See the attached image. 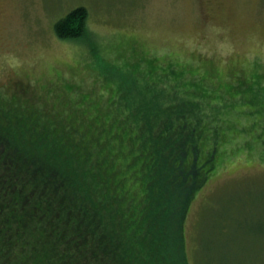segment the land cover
Instances as JSON below:
<instances>
[{
	"label": "rangeland",
	"instance_id": "obj_1",
	"mask_svg": "<svg viewBox=\"0 0 264 264\" xmlns=\"http://www.w3.org/2000/svg\"><path fill=\"white\" fill-rule=\"evenodd\" d=\"M77 7L87 10V35L58 39L54 23ZM171 66L183 83L203 79L196 87L218 105H183L165 89L176 83L173 74L147 92ZM109 81L144 100L131 114L153 129L155 178L172 186L179 171L172 188L180 197L168 212L181 219L176 238L188 264H264V0H0L1 106L64 114V125L91 114L109 120L108 87L116 88ZM198 129L204 143L196 142ZM173 160L175 172L166 169ZM144 176L146 183H134L124 175L123 184L139 198L141 215Z\"/></svg>",
	"mask_w": 264,
	"mask_h": 264
},
{
	"label": "trees",
	"instance_id": "obj_2",
	"mask_svg": "<svg viewBox=\"0 0 264 264\" xmlns=\"http://www.w3.org/2000/svg\"><path fill=\"white\" fill-rule=\"evenodd\" d=\"M87 14L84 7L69 11L54 23L55 36L83 40ZM174 68L148 83L147 92L166 84ZM174 73L176 83L165 86L169 95L186 107H201V100L218 105L208 103L196 87L203 79L183 83ZM109 82L116 85L108 87L113 90L109 120L91 114L85 122L70 118L64 125L59 123L64 114L50 117L17 102L0 105V189L14 191L0 194V264H188L183 242L176 238L181 219H170L168 212L180 197L172 188L181 182L179 171L170 178L172 186L155 178L157 168L152 171L148 159L155 151L149 141L153 129L131 114L144 100L127 97L121 82ZM197 132L196 142L204 143V130ZM120 162L127 169L119 170ZM169 162L168 171L180 168L175 160ZM199 166L203 169L204 161ZM124 175L134 183L148 178L141 195L148 201L144 215L139 198L125 189Z\"/></svg>",
	"mask_w": 264,
	"mask_h": 264
}]
</instances>
